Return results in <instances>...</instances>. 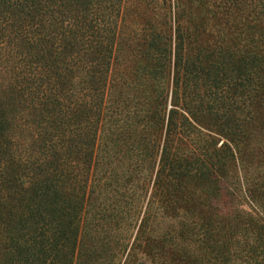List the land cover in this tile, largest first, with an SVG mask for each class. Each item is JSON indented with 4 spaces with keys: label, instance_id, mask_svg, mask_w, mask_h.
<instances>
[{
    "label": "trees",
    "instance_id": "1",
    "mask_svg": "<svg viewBox=\"0 0 264 264\" xmlns=\"http://www.w3.org/2000/svg\"><path fill=\"white\" fill-rule=\"evenodd\" d=\"M0 264H264V0H0Z\"/></svg>",
    "mask_w": 264,
    "mask_h": 264
},
{
    "label": "rangeland",
    "instance_id": "2",
    "mask_svg": "<svg viewBox=\"0 0 264 264\" xmlns=\"http://www.w3.org/2000/svg\"><path fill=\"white\" fill-rule=\"evenodd\" d=\"M227 38L229 39V42H230L231 44H235V46H237L238 43H239V46L242 45V42H239V41L237 40V37H236L235 34H231V33H229V34H227ZM240 47H241V46H240ZM113 72L116 73V75H118L117 68H114V67H113Z\"/></svg>",
    "mask_w": 264,
    "mask_h": 264
}]
</instances>
